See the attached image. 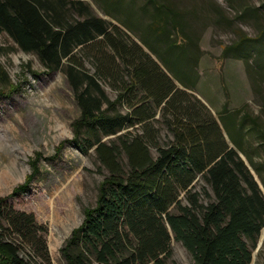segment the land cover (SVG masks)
I'll return each instance as SVG.
<instances>
[{
	"label": "trees",
	"instance_id": "trees-1",
	"mask_svg": "<svg viewBox=\"0 0 264 264\" xmlns=\"http://www.w3.org/2000/svg\"><path fill=\"white\" fill-rule=\"evenodd\" d=\"M147 2L154 8L148 22L129 10L117 24L84 0H0V32L36 53L46 70L65 68L80 108L73 141L89 140L107 170L96 205L85 209L62 253L68 264H167L174 238L196 264H251L264 229V192L193 92L203 51L187 12L171 0ZM239 35L224 56L262 36ZM6 73L0 62V78ZM228 99L219 118L238 146ZM40 156L10 195L29 189ZM8 196L0 197V264H32L20 253L23 243L48 259L46 227Z\"/></svg>",
	"mask_w": 264,
	"mask_h": 264
},
{
	"label": "rangeland",
	"instance_id": "rangeland-1",
	"mask_svg": "<svg viewBox=\"0 0 264 264\" xmlns=\"http://www.w3.org/2000/svg\"><path fill=\"white\" fill-rule=\"evenodd\" d=\"M84 1L91 13L117 24L116 17L129 10L143 23L154 13L147 0ZM171 1L187 12V22L200 37V78L193 92L220 121L228 142L239 151L264 192V0ZM74 15L78 16L76 12ZM123 28L130 38L139 41L138 33ZM240 31L251 37L262 36L242 45L239 52L224 56V47L237 43ZM0 43V62L7 71L0 78V197L9 195V204L33 212L38 224L47 229L48 259L37 256L31 245L23 243L20 253L25 259L32 264H68L61 249L83 222L85 209L96 205L107 170L100 165L89 140L73 141V122L80 108L65 68L46 70L36 53L21 49L4 32H0ZM86 60L93 71L92 60ZM103 85L115 98L116 91ZM227 93L238 146L219 118ZM120 108L127 110L124 105ZM167 135L163 129L161 139H167ZM58 146H62L59 151ZM38 151L39 171L29 189L10 195L32 172ZM171 247L167 264H196L181 241L173 238ZM251 264H264V229Z\"/></svg>",
	"mask_w": 264,
	"mask_h": 264
}]
</instances>
